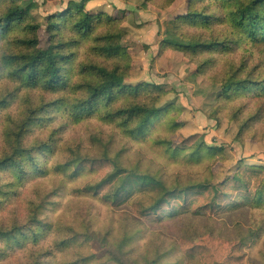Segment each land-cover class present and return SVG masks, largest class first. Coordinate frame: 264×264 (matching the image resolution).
I'll use <instances>...</instances> for the list:
<instances>
[{
  "label": "rangeland",
  "instance_id": "rangeland-1",
  "mask_svg": "<svg viewBox=\"0 0 264 264\" xmlns=\"http://www.w3.org/2000/svg\"><path fill=\"white\" fill-rule=\"evenodd\" d=\"M33 1L36 4L33 18L41 27V45L47 47L50 37L47 28L53 20L51 18L63 11L71 0ZM84 1L86 11L120 19L114 24H97L95 35L110 29L124 32L122 42L128 53L124 58L107 59L93 49L96 43L93 38L83 40L73 48L75 55L69 66L71 80L74 83L85 80V76L79 73L81 64L91 61L108 66L119 64L125 70L128 83L149 82L153 86L137 96L118 99L113 106L119 108L136 101L149 103L163 112L144 135L135 136L127 132L121 121L106 118L103 107L91 117L75 119L65 108L50 105L49 112L42 114V120L36 121L26 137L28 144L36 140H52V149L39 158L46 169L65 162L69 155L67 150L71 148L90 157L107 154L117 165L128 169L126 171L150 175L172 189L192 184L216 185L232 177L242 164L264 165V109L257 120L249 119L246 131L241 132V125L256 115L259 103L240 97L233 100L219 97V70L225 67V58H219L217 65L201 74L197 68L200 58H190L183 51L165 45L159 37L162 22L186 12L190 0ZM57 31L59 39L71 37L70 28L64 24ZM14 36L12 33L9 38ZM164 39L172 42L178 41L179 37ZM9 49V41L0 38V61ZM235 57L238 60V55ZM256 63H261L264 68V57L260 56ZM11 77L9 74L0 76V97L6 95L10 100L9 107L0 109V121L2 116L6 118L9 114L19 117L20 112L31 104L38 107L60 97L70 102L75 99L69 90L50 92L42 87L17 90L19 84ZM28 98L32 103L26 102ZM242 105L244 107L236 119V111ZM6 121L8 126L11 125V119ZM197 133L200 135L197 145L214 147V154L203 149V155L199 156L192 148L181 144V136ZM3 147V125L0 122V154ZM81 175L69 180L64 174L52 170L32 174L17 188L15 196L9 195V200L0 196V226H11L14 222L25 224L30 202L38 203L43 196L47 197V207L40 218L52 224L38 247L30 242L28 249L19 247L8 252L0 264L30 263L37 250L42 248L40 250L44 251L60 240L67 226L77 232L89 231L93 239L63 252L57 250L46 255L48 257L41 256L45 264L74 260L79 251L84 255H97L90 264H117L111 259L110 252L118 253L127 264H200L184 255L180 242L182 239L197 240L208 234L229 242H241L250 263L264 264V204L219 215L189 213L157 223L137 218L129 204L113 208L99 197L77 192L76 189L87 182L95 183L100 179L97 172L88 170ZM7 177L0 183H7L12 178ZM154 196L147 193L139 197L149 205ZM0 247H4L1 241Z\"/></svg>",
  "mask_w": 264,
  "mask_h": 264
},
{
  "label": "trees",
  "instance_id": "trees-1",
  "mask_svg": "<svg viewBox=\"0 0 264 264\" xmlns=\"http://www.w3.org/2000/svg\"><path fill=\"white\" fill-rule=\"evenodd\" d=\"M35 9L33 0H0V38L9 41L10 47L0 61V76L11 75V79L19 84L17 90L41 87L50 92L69 90L75 99L70 102L60 97L38 107L31 104L17 118L11 114L6 118L2 116L4 147L0 154V181L5 176L12 178L7 183H0V196H15L17 188L32 174L52 170L74 180L88 170L97 172L100 179L95 183L87 182L76 189L77 192L99 197L113 208L129 204L137 218L151 222L198 212L219 215L264 204V165L242 164L232 177L216 185L192 184L172 189L150 175L126 171L128 169L117 165L107 154L90 157L71 148L67 150L69 155L65 162L46 169L39 158L52 149V140H36L28 144L26 137L36 121L42 120V114L49 112L50 105L65 108L75 119L91 117L103 107L106 118L121 121L131 135H144L163 111L149 103L136 101L119 108L113 106L118 99L137 96L153 86L149 82L128 83L125 70L119 64L108 66L93 61L81 64L79 73L85 76V80L77 83L71 80L69 66L75 55L73 48L83 40L93 38L96 42L93 49L107 59L127 55L128 48L122 42L124 32L110 29L95 35L97 24H114L120 21L118 17L105 13L94 15L86 11L84 0H71L63 11L51 18L53 20L47 28L49 45L43 47L39 34L41 27L33 18ZM63 24L71 30L69 39L58 38L57 30ZM12 33L15 36L9 38ZM175 35L179 37L178 41L164 39ZM159 37L165 45L183 51L190 58H200L197 68L201 74L217 65L219 58H225V67L219 70V97L224 100L240 97L259 103L256 117L250 116L241 125V132L246 131L250 121L262 115L264 68L256 61L260 56L264 57V0H190L186 12L162 22ZM235 55H238V60H235ZM158 88L161 90L160 86ZM9 94L11 96L13 92ZM28 100L30 98L26 102ZM9 105V97H0V109ZM243 107L236 111V119ZM6 119H11V125L6 124ZM199 137V133L181 136V144L192 148L199 156L203 155V149L214 154V147L202 143L197 145ZM147 193L155 194L149 205L139 197ZM51 194L55 196V193ZM45 200L47 197L43 196L38 203L34 200L30 202L25 224L14 222L11 226H0V241L4 243V247H0V260L19 247L28 249L30 242L39 246L52 225L40 218L47 207ZM58 227L68 230L53 246L44 251L40 250L42 248L37 250L28 264H45L41 256L48 257L46 255L57 250L63 252L93 239L89 231L77 232L64 225ZM180 247L188 259L200 264H253L248 261V253L243 251L241 242H229L212 234L197 240L182 239ZM119 251L122 252L121 247ZM110 256L117 264H127L118 253L110 252ZM96 258L95 253L84 255L79 251L76 259L63 264H90Z\"/></svg>",
  "mask_w": 264,
  "mask_h": 264
}]
</instances>
